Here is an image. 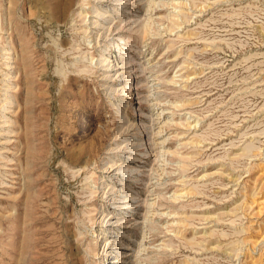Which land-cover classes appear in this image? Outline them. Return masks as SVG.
Listing matches in <instances>:
<instances>
[{"label": "rangeland", "instance_id": "obj_1", "mask_svg": "<svg viewBox=\"0 0 264 264\" xmlns=\"http://www.w3.org/2000/svg\"><path fill=\"white\" fill-rule=\"evenodd\" d=\"M0 264H264V0H0Z\"/></svg>", "mask_w": 264, "mask_h": 264}, {"label": "bare ground", "instance_id": "obj_2", "mask_svg": "<svg viewBox=\"0 0 264 264\" xmlns=\"http://www.w3.org/2000/svg\"><path fill=\"white\" fill-rule=\"evenodd\" d=\"M120 3V2H119ZM118 4V3H117ZM83 6V2L81 3V6L79 7V10H78V14H82L83 13V8L84 7H82ZM96 12V16L95 17H97V15H103V14H101V12L100 11H98V8H97V11H95ZM98 18V17H97ZM96 18V19H97ZM92 20L93 22H94V24H95V22L97 21V20ZM144 22V21H143ZM112 46V45H111ZM108 51H104L102 54H101V56L100 57H102L103 58V60H106V56H105V54L107 53ZM101 59V58H100ZM125 61V60H124ZM109 64V63H108ZM132 70H134V68L132 67L131 68V70H130V72L132 71ZM130 74V73H129ZM132 75V74H131ZM130 76H128L127 78H129ZM126 87H128L126 90H125V93L127 92V95H125L122 99H128V98H130V97H132V90H133V87H131V83H128L127 84V86ZM130 96V97H129ZM125 158H130L128 155H126L125 156ZM123 168V167H122ZM132 170V169H131Z\"/></svg>", "mask_w": 264, "mask_h": 264}]
</instances>
